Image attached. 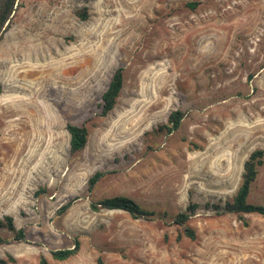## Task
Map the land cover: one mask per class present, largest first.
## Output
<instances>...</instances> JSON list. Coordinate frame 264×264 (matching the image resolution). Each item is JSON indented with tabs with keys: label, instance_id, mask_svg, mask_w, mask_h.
<instances>
[{
	"label": "rangeland",
	"instance_id": "rangeland-1",
	"mask_svg": "<svg viewBox=\"0 0 264 264\" xmlns=\"http://www.w3.org/2000/svg\"><path fill=\"white\" fill-rule=\"evenodd\" d=\"M19 2L0 40V219L26 238L1 227L0 259L264 264V216L213 206L233 199L245 160L264 149V0ZM119 67L124 86L104 116ZM174 110L180 127L158 131ZM68 123L89 128L84 149L71 150ZM116 195L155 214L92 209ZM248 200L264 204V164ZM191 202L195 239L174 221ZM76 238V255L52 257Z\"/></svg>",
	"mask_w": 264,
	"mask_h": 264
},
{
	"label": "trees",
	"instance_id": "trees-1",
	"mask_svg": "<svg viewBox=\"0 0 264 264\" xmlns=\"http://www.w3.org/2000/svg\"><path fill=\"white\" fill-rule=\"evenodd\" d=\"M21 6L19 0H0V40L4 37L5 32L12 25L13 19L17 14L19 7ZM187 6L194 9L197 6V2H188ZM85 19L86 14L82 15ZM124 86V67H119L113 74L112 79L103 93L102 96V115H108L115 107L117 99ZM185 116V112L182 110H174L170 113L168 122L160 124L158 131L166 130L167 133H171L177 130ZM67 130L70 133V145L73 152L82 150L85 148L88 136L89 128L86 125H78L73 123L67 124ZM264 164V149H256L244 162V172L242 175L241 184L237 190V193L232 200L226 201L225 205L221 207L219 204H214L216 209H221L223 212H234L238 214L244 213H258L264 216V204L252 203L248 200L251 192V186L257 179L259 173V167ZM104 175L103 172L97 171L93 174L89 180V188L92 189L96 183ZM72 204V201L67 202L60 208V212L67 210ZM199 204L191 202L185 211L179 212L175 215L174 221L185 227V234L191 239L197 237L196 231L189 225V221L192 215L197 210ZM91 207L95 211L101 209H122L130 213L134 218L151 217L155 214L154 211L144 208L140 203L134 199L124 196L116 195L107 197L100 201L91 202ZM6 227L10 231L14 232V239L24 240L26 238V232L24 228L17 229L14 223V218L10 215H5L3 219H0V228ZM8 239L0 235V244L7 242ZM80 250V241L75 239L74 245L67 248H59L51 251L52 257L58 261L67 260L76 255ZM16 262L13 255H8V259L1 258L0 264H10ZM39 264H50L45 255H42ZM98 264H104L100 258Z\"/></svg>",
	"mask_w": 264,
	"mask_h": 264
},
{
	"label": "clouds",
	"instance_id": "clouds-1",
	"mask_svg": "<svg viewBox=\"0 0 264 264\" xmlns=\"http://www.w3.org/2000/svg\"><path fill=\"white\" fill-rule=\"evenodd\" d=\"M210 47H211V43L208 42V43H206V44L203 46L202 51H203V52H208V51L210 50Z\"/></svg>",
	"mask_w": 264,
	"mask_h": 264
}]
</instances>
